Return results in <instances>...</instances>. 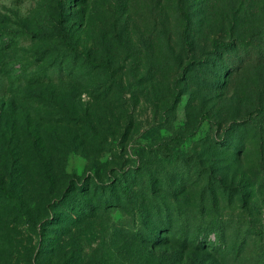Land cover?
<instances>
[{
  "label": "rangeland",
  "instance_id": "374dc122",
  "mask_svg": "<svg viewBox=\"0 0 264 264\" xmlns=\"http://www.w3.org/2000/svg\"><path fill=\"white\" fill-rule=\"evenodd\" d=\"M0 264H264V0H0Z\"/></svg>",
  "mask_w": 264,
  "mask_h": 264
},
{
  "label": "trees",
  "instance_id": "16d2710c",
  "mask_svg": "<svg viewBox=\"0 0 264 264\" xmlns=\"http://www.w3.org/2000/svg\"><path fill=\"white\" fill-rule=\"evenodd\" d=\"M186 0H180V3L182 4V3H184ZM226 46L228 45V44H225ZM125 189V192H126V194H127V192H128V190H129V188H124ZM208 227H206V229H207ZM209 228L211 229V231H213V233L214 234H219L218 232V229H217V225H215V224H212V225H209Z\"/></svg>",
  "mask_w": 264,
  "mask_h": 264
}]
</instances>
